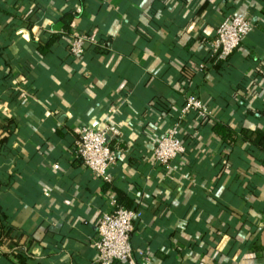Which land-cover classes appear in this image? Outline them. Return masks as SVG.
I'll use <instances>...</instances> for the list:
<instances>
[{
  "label": "crops",
  "instance_id": "obj_1",
  "mask_svg": "<svg viewBox=\"0 0 264 264\" xmlns=\"http://www.w3.org/2000/svg\"><path fill=\"white\" fill-rule=\"evenodd\" d=\"M67 11H80L73 31L100 45L74 58L65 34L41 55L35 41L60 33ZM236 14L251 18L253 30L225 70H199L216 26ZM28 19L32 40L21 29ZM192 92L212 118L189 113L186 151L168 167L156 164L154 142ZM6 118L0 206L33 257L28 264H98L96 224L116 205L115 188L142 211L130 233L135 259L144 251L151 264H264V173L243 142L222 161L228 149L210 129L214 121L264 128V0H0ZM106 122L119 134L109 139L118 157L104 183L74 143L82 125ZM0 264L20 263L0 254Z\"/></svg>",
  "mask_w": 264,
  "mask_h": 264
},
{
  "label": "built area",
  "instance_id": "obj_2",
  "mask_svg": "<svg viewBox=\"0 0 264 264\" xmlns=\"http://www.w3.org/2000/svg\"><path fill=\"white\" fill-rule=\"evenodd\" d=\"M254 28L251 18L236 14L224 17L216 27L215 36L207 42L212 56L226 58L241 44L242 39ZM98 45L93 34L73 31L68 38V53L74 58L82 57L91 46ZM204 64H199V70ZM194 112L199 118L209 121L212 110L196 94H188L178 111L177 120L166 132L157 138L152 149V159L156 164L168 167L185 148L180 140L182 124L189 113ZM119 130L113 124L104 123L99 129L82 125L74 143V149L82 165L92 175L104 183L110 182L108 170L116 163V155L110 148L109 139L118 135ZM142 215L139 209L117 207L101 213L96 224L94 241L95 262L98 264H151L149 255L138 252V259L132 255L130 233L134 224Z\"/></svg>",
  "mask_w": 264,
  "mask_h": 264
},
{
  "label": "trees",
  "instance_id": "obj_3",
  "mask_svg": "<svg viewBox=\"0 0 264 264\" xmlns=\"http://www.w3.org/2000/svg\"><path fill=\"white\" fill-rule=\"evenodd\" d=\"M82 1L83 0H80L81 6H82ZM12 15H15V13H12ZM79 16H80V11L78 12L77 11H67L63 13L57 20L62 25V31L60 33L54 32V33L49 34L48 38L44 40L43 42L41 40L35 41L37 50L39 51V53L41 55L45 54L47 50L49 49L50 45H52V43H54L56 40L62 37V35L67 34L69 38L74 28L73 21ZM34 24H35L34 19H28L24 22L23 26H21V29L29 34L31 40L33 38L31 34V28L33 27ZM97 40H98V45H100L99 39ZM205 49H206V52L201 57L200 63L204 64V67H208L210 65L215 66L218 70L219 69L225 70L227 66L228 58L234 52L233 51L231 54H229L224 59H219L216 56H212L210 54L208 47H207V43H206ZM193 94H196V93H193ZM196 95L199 97L198 94ZM246 111L248 114L256 115V116H260L262 113L261 111L254 110L251 107L250 108L247 107ZM177 117H178V112L172 115L171 124L177 120ZM185 122L186 120L182 124V132L180 134V140L184 146H185V140H184ZM12 123H13V120L9 118H6L5 124H2V122H0V129L4 133V136L0 138V151L2 153L9 151L5 145L7 143L8 136L12 133V127H11ZM210 129H211V132L219 139L223 147L228 149L229 153L225 154V158L222 159V161L225 162L229 160L230 155H231L230 152L237 147L238 143L243 142L247 146L245 149V153L253 155L256 158V161L258 162L261 171L264 173V128L260 126L252 127V126L246 125L244 122L238 125H232V124L224 123L221 121H214L211 124ZM110 148L117 158L118 157L117 150L112 148L111 146ZM254 182L255 180L252 181L251 183L253 184ZM114 190L116 193V206L117 207L120 206L124 208L136 209V207L134 206L133 200L129 196H127V194L124 191L118 188H115ZM20 236L21 234H13L12 227L8 226L6 223L3 222V211H2V207L0 206V254L5 257L11 256L15 260H17V262L20 264H28L27 260L32 259L33 257L30 253H28L26 245L21 244L19 242ZM2 245H6L8 250L6 251L1 250ZM118 263H121V262L115 261L112 264H118Z\"/></svg>",
  "mask_w": 264,
  "mask_h": 264
}]
</instances>
